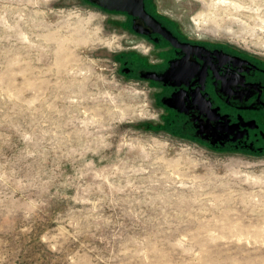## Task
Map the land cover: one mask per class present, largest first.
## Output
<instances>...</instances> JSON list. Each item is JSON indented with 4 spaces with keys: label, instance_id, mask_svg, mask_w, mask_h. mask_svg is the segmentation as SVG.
Returning a JSON list of instances; mask_svg holds the SVG:
<instances>
[{
    "label": "rangeland",
    "instance_id": "374dc122",
    "mask_svg": "<svg viewBox=\"0 0 264 264\" xmlns=\"http://www.w3.org/2000/svg\"><path fill=\"white\" fill-rule=\"evenodd\" d=\"M151 4L264 60V0ZM149 45L87 0H0V264H264V155L167 128L123 72Z\"/></svg>",
    "mask_w": 264,
    "mask_h": 264
},
{
    "label": "flooded vegetation",
    "instance_id": "af4514ba",
    "mask_svg": "<svg viewBox=\"0 0 264 264\" xmlns=\"http://www.w3.org/2000/svg\"><path fill=\"white\" fill-rule=\"evenodd\" d=\"M144 3L161 21L151 0ZM123 14L133 35L150 44L145 56L129 54L123 72H136L159 89L156 99L167 128L216 150L264 155V60L186 39L163 21L167 34L135 33L133 18ZM152 73L163 77H142Z\"/></svg>",
    "mask_w": 264,
    "mask_h": 264
},
{
    "label": "water",
    "instance_id": "95a60500",
    "mask_svg": "<svg viewBox=\"0 0 264 264\" xmlns=\"http://www.w3.org/2000/svg\"><path fill=\"white\" fill-rule=\"evenodd\" d=\"M89 3L107 11L126 13L133 18L132 28L135 33L148 34L159 32L167 34V29L153 15L147 12L144 0H87ZM142 77H152L162 79L163 76L155 74L142 75Z\"/></svg>",
    "mask_w": 264,
    "mask_h": 264
}]
</instances>
